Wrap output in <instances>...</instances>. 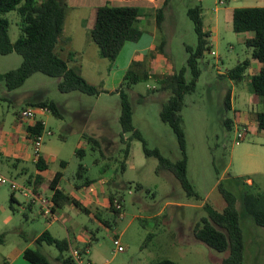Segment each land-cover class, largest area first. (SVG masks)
<instances>
[{
	"label": "rangeland",
	"instance_id": "374dc122",
	"mask_svg": "<svg viewBox=\"0 0 264 264\" xmlns=\"http://www.w3.org/2000/svg\"><path fill=\"white\" fill-rule=\"evenodd\" d=\"M146 2L132 4L138 8L150 7ZM228 6L232 4L226 5L225 0H168L159 31L160 42L165 40V55L155 48L148 56L141 57L139 60L144 62L151 79L137 82L126 90L133 126L147 148L157 149L172 162L179 160L181 154L176 136L159 117L161 102L167 94L152 91L156 86L153 77L180 70L187 58L185 47L196 46L194 27L186 15L189 8L200 7L205 25H217V31L209 39L210 52L199 61L201 73L196 89L185 96L181 111L187 179L198 198L188 197L171 172L159 168L155 157L145 155L142 141L130 139V133H121L120 99L115 90L124 87L123 77L131 65L127 62L128 55H132L130 45L125 43L112 62L98 63L92 54L81 59L82 76L102 91L98 95L78 91L62 93L58 90L59 78L41 73L33 74L12 91L0 81V135L11 132L19 135L15 130L16 113L26 108L27 102L50 100L56 103L63 118H56L50 112L41 117L45 130L40 153L50 160L49 172L64 171V178L78 188L86 179H99L91 186V191L90 188L81 190V195H87L84 200L77 198L90 211L96 205L108 207L109 194L121 198L123 219L109 211L98 216L110 224V229L70 203L58 209L56 215L60 220L53 222L50 229L54 237L73 238L75 234L78 238L81 227L92 231L91 253L83 255L85 263L89 258L95 264H154L160 259L177 264H218L227 252H216L198 243L192 236V228L205 216V204L219 212L224 208L225 202L218 190L221 184L236 198L244 244L243 263L264 264V228L254 223L243 205L245 194H264V130H258L256 121V114L263 111V105L249 90L247 71L241 82L232 81L235 88L233 108H224V96L232 85L221 75L250 57L238 34L233 32L228 15L224 16ZM5 17L9 20L8 34L13 43L19 35V20L15 12ZM82 18L86 24L87 16ZM150 20L155 21V16H147V24ZM70 25L74 29L75 22L70 21ZM21 61L16 53L0 55V75L18 68ZM186 78L190 79L189 72ZM139 97L142 102H138ZM234 110L238 115L244 114L243 122L234 116ZM224 119L232 121L230 130L223 126ZM239 124L246 129L241 140L237 138L238 131H243ZM89 137L98 145L88 142ZM128 144L129 155L125 159ZM78 148L82 151L80 156L76 155ZM1 153L0 150V175L22 185L24 178L13 170L14 161ZM60 161L66 164L64 170L59 166ZM25 165H18V170L27 166L33 172L34 167ZM79 165L85 169L81 176L78 175ZM50 183L48 179L46 184ZM11 194L16 199L12 208ZM50 194L51 190L43 193L46 198H50ZM27 205L28 201L19 191L12 192L7 185L0 186V233L4 234L5 244L10 246L15 241H23L21 235L38 234L48 225L39 205H32L30 211ZM128 223L131 224L120 239L124 252H115L111 234L115 228L123 231ZM44 246L43 252L51 264H56L54 258L58 257V251L54 246Z\"/></svg>",
	"mask_w": 264,
	"mask_h": 264
},
{
	"label": "trees",
	"instance_id": "16d2710c",
	"mask_svg": "<svg viewBox=\"0 0 264 264\" xmlns=\"http://www.w3.org/2000/svg\"><path fill=\"white\" fill-rule=\"evenodd\" d=\"M108 1V0H107ZM168 0H165L162 7L155 10V23L159 31L164 18L165 8ZM67 0H0V55L16 53L21 56L22 61L18 68L10 70L0 75L8 91L21 87L24 82L33 74L41 73L49 77L59 78L58 90L62 93L78 91L87 95H98L102 91L90 85L81 75L77 67L70 65L75 62V53H70L67 58H62L56 51L63 31L65 18L68 12ZM15 12L18 17L19 35L12 43L8 34L9 20L6 14ZM150 12L138 7H112L108 4L95 10L94 20L88 32L90 42L97 48L98 57L107 61H114L118 51L125 42H136L142 35L139 28V21L150 16ZM187 17L191 20L196 34V46L185 47L187 58L185 66L170 75L154 76L156 86L152 91L167 94L161 102L159 111L160 120L167 124L174 132L181 157L172 162L164 158L157 149L149 150L143 141L140 133L134 128L132 123V107L128 99L126 90L131 85L149 78L145 70L143 61H132L129 69L125 72L123 81L124 87L115 90L120 99L119 124L121 133H130V139L136 138L143 143L146 156H153L158 160L159 168L171 172L178 180L180 186L188 197L198 198L192 185L187 179V156L185 134L182 128L183 117L181 111L184 106L186 95L192 94L196 89V83L200 76L199 61L206 53L210 52V35L204 31L202 10L200 7L189 8L186 11ZM232 30L236 34L251 32L253 36L246 39L244 46L250 57L238 63L221 78L241 82L250 63L256 61L260 64L257 73L249 77V90L254 97L263 105V111L256 114L258 130H264V7L236 8L230 16ZM165 40L162 39L156 47L158 53H164ZM148 56V55H147ZM151 56V54L149 55ZM146 57V56H145ZM189 72L190 79L186 78ZM138 102H142L139 97ZM224 108L230 109V94L226 92L223 99ZM30 107L43 108L49 111L56 118H63L60 107L50 100H39L29 104ZM19 114V113H18ZM223 126L231 129L232 121L224 119ZM43 126L37 122L33 127L27 128L29 137L41 134ZM88 142L98 145V142L89 137ZM81 150L76 151L80 156ZM129 155V144L125 148V159ZM40 162V159L37 163ZM43 171L45 167L39 166ZM79 176L85 169L79 165ZM58 176L50 183V188L54 189ZM249 180V179H248ZM41 182L39 177L36 185ZM94 180L86 179L82 186L91 187ZM36 192L37 190L34 189ZM218 190L225 202L222 211H216L211 206H203L205 216L202 217L192 228L193 238L206 248L216 252H227V256L218 264H244L243 235L240 227L239 213L235 207V196L224 190L222 185H218ZM53 204V212L56 208L66 203L89 213L73 198L54 191L50 198ZM13 194L10 196V204L13 202ZM121 204V198L115 194L108 195V211L117 218L119 211L115 203ZM245 211L252 217L254 223L264 228V194L253 196L245 194L243 196ZM96 219L110 226L107 221ZM4 242V234L0 233V243ZM43 245L54 246L58 251L57 260L61 264H76L69 254L71 243L68 239H56L48 231L42 232L34 242V247L26 249L23 253L24 259L32 264H51L47 255L41 251ZM83 246L78 250L84 252ZM66 253V255H64ZM68 254V255H67ZM154 264H177L169 259H160Z\"/></svg>",
	"mask_w": 264,
	"mask_h": 264
},
{
	"label": "crops",
	"instance_id": "0c3cea01",
	"mask_svg": "<svg viewBox=\"0 0 264 264\" xmlns=\"http://www.w3.org/2000/svg\"><path fill=\"white\" fill-rule=\"evenodd\" d=\"M140 1L143 0H67L68 4V12L65 18L64 22V27L63 31L60 37V42L58 44V47L56 49L57 53L62 57V58H67L70 53H75V62L71 63L70 65L77 67L80 70H82V62L81 59L83 57H87V55L92 54L93 56L96 57V62L100 63L102 61H105L104 59H100L98 57V52L97 48L94 44L90 42L88 32L92 27L93 20H94V15H95V10L99 7H102L106 4L112 6V7H135L137 5L132 4V3H139ZM147 1V5L150 7H142L146 8L148 12H150L151 15L155 16V10L162 7L163 3L165 0H144ZM226 5H229L230 3L232 6H228L224 9V16L228 15V18L230 19L231 13L234 9L236 8H251V7H264V0H225ZM135 5V6H134ZM87 16L88 20L86 24L84 23L85 20H83V16ZM150 15V16H151ZM70 21L75 22V27L72 29L70 25ZM209 21V20H208ZM218 22V20H216ZM203 23H204V18H203ZM231 23V21H230ZM217 24V23H216ZM232 26V25H231ZM139 28L142 30V35L140 36L139 40L136 42H125V45H130L132 47V55H128V64L132 63V61H138L139 59L141 60V57H145L149 52L154 50L159 42H160V32L156 27V23L154 20H150L149 24L146 22V18H142L139 21ZM204 31L208 32L210 35V39L213 35L214 32L217 31V25H214V27H211L210 25H205L204 23ZM240 37L241 42L244 45V42L246 39H249L253 36L251 32L247 33H240L238 34ZM76 44H79V47H76ZM129 53V54H130ZM136 54V55H134ZM140 55V56H139ZM139 60V61H140ZM260 68V64L256 61H253L250 63L249 68L246 70L248 71L249 74H247L249 77L254 75L255 73L258 72ZM171 69V67H170ZM245 72V73H246ZM168 73L167 75L172 74ZM82 75V73H81ZM225 75V74H223ZM227 80V79H226ZM249 81V79H247ZM230 81V80H228ZM232 85V81H230ZM233 86V87H232ZM231 86L230 90H227L230 94V108H233V103L234 101V96L233 92L235 91L234 84ZM33 102H27V104H31ZM27 107H30L28 106ZM37 109L36 116L34 121L29 122V121H19L18 119V113H16V125H15V130L19 131V135L16 134V132H11L9 134H1L0 135V150L1 154L12 161H14L13 164V170L18 172V175L22 176L24 179L23 184L29 188L36 189L37 192L39 193H46L48 190H51V194L49 197L51 198L54 191L58 190L62 194L69 196L76 200L83 208L87 209L77 198H84L87 197V195H81L80 192L84 188H88L86 186H80L78 188V185L76 184H71L66 178H64L65 174L64 171H56L54 173L49 172V165H50V160L44 155V153L40 154V162L35 163L33 161V147L31 144V138L29 137L27 133V128L33 127L37 122L41 123L43 126V131L45 130V123L42 120V116L45 115V113L49 112L47 110H44L43 108H38L34 107ZM235 117H240V121L243 122L244 114L238 115L237 111H235ZM240 127L245 128L244 125L239 124ZM78 150H81V148H78ZM77 150V151H78ZM17 164V165H16ZM20 164H26V165H31L34 167L33 172L30 171V169L27 167H22L21 169L18 170V165ZM39 166L45 167L43 171H41L38 168ZM59 166L62 170L65 169V162L60 161ZM58 176L56 185L54 189L50 188V185L46 184V181L49 179L51 182L53 179ZM41 178L40 184L37 186L36 182L38 178ZM99 180V179H98ZM98 180L94 179V182L92 184H95L98 182ZM247 183L250 184L251 181L247 180ZM105 188V185L104 187ZM11 196V195H10ZM10 199V198H9ZM13 202L11 203L10 207L12 208V204H16V199L13 195ZM90 201V200H86ZM93 202V201H91ZM33 204L27 205L28 211L31 210ZM73 207H75L73 204H71ZM63 206V205H62ZM61 206V207H62ZM56 208L54 213L55 215L58 214V209ZM77 208V207H75ZM78 209V208H77ZM80 210V209H79ZM95 210V211H94ZM93 211L89 210L88 215L90 216L91 219L96 220L94 213H97V215H102L103 213H106L108 211V207H100L98 205L95 206V209ZM57 220H60L59 217H57ZM124 218V216H123ZM122 218V219H123ZM9 218H6L8 220ZM12 219V218H11ZM56 220V221H57ZM48 221V220H47ZM97 221L105 228L110 229L111 226H106L105 223H102L97 219ZM55 221H48V225L43 229L40 233H31L29 234V237L26 236V234H23V241H15L14 244H11L10 246L8 244H5L6 241L0 245L3 246V248H0V264H32L23 257V253L26 249L33 248L34 247V242L35 239L44 231H48L50 233V229L52 228V223ZM131 223H128L125 228H123V231H119L118 229L115 228V232L111 234V237H118L119 239H122L123 236L125 235L129 225ZM68 233V232H67ZM80 235H78V238L74 235L73 238H70L69 236L64 239H68L71 243V247L74 248H81L83 246L90 247V242L94 238L92 231H90L87 227H81L79 231ZM51 234V233H50ZM52 235V234H51ZM53 236V235H52ZM28 237V238H27ZM54 237V236H53ZM56 238V237H54ZM58 239V238H56ZM44 245L41 247V251L43 252L44 250ZM124 252V251H123ZM44 253V252H43ZM90 250L89 253L90 254ZM45 254V253H44ZM46 255V254H45ZM68 255V254H67ZM56 264H61L58 260L57 257L54 258ZM87 261L90 262V264H95L93 261H91L89 258H87ZM51 263V262H50ZM103 264V263H102ZM107 264V263H106Z\"/></svg>",
	"mask_w": 264,
	"mask_h": 264
},
{
	"label": "built area",
	"instance_id": "2783aa9c",
	"mask_svg": "<svg viewBox=\"0 0 264 264\" xmlns=\"http://www.w3.org/2000/svg\"><path fill=\"white\" fill-rule=\"evenodd\" d=\"M44 110H46V109H44ZM36 112H37L36 108L26 107L19 112L18 119H19V121H22V122H24V121L32 122L35 119ZM242 130H243L242 132L238 131V134H237V138L239 140L243 139L245 137V134H246L245 133L246 129L243 128ZM47 135H51V132H47ZM42 141H43V134L42 133L39 135L33 136L32 140H31V144L33 147V161L35 163H37L40 159V154H41L40 153V147L42 145ZM3 185H7L12 192L19 191L21 193V195L28 201L29 204L39 205L40 212L46 218V220H48V221H56L57 220L56 215L52 209L53 204H52L50 198H46L42 193L36 192L34 189L29 188L25 185H19V184L15 183L13 180L5 178V177L0 175V186H3ZM89 188L91 191L92 187H89ZM114 203H115L116 209L119 211L117 218L122 219L123 218L122 208L119 204H117V202H114ZM113 245L115 247V249H114L115 252H123L124 251V247L122 246L120 239L118 237L113 238ZM88 253H89L88 247L84 248L83 253H80V251L77 248H74L71 246L69 249V254L76 264H90L89 261H87L85 263V261L83 259V255L88 254Z\"/></svg>",
	"mask_w": 264,
	"mask_h": 264
}]
</instances>
